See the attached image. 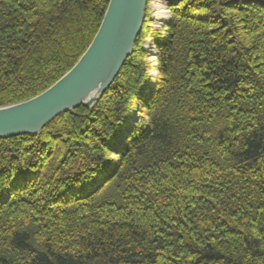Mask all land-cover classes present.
I'll list each match as a JSON object with an SVG mask.
<instances>
[{
	"label": "trees",
	"instance_id": "16d2710c",
	"mask_svg": "<svg viewBox=\"0 0 264 264\" xmlns=\"http://www.w3.org/2000/svg\"><path fill=\"white\" fill-rule=\"evenodd\" d=\"M108 2L0 0V107L65 75ZM167 4L94 106L0 139V264H264V0Z\"/></svg>",
	"mask_w": 264,
	"mask_h": 264
},
{
	"label": "water",
	"instance_id": "95a60500",
	"mask_svg": "<svg viewBox=\"0 0 264 264\" xmlns=\"http://www.w3.org/2000/svg\"><path fill=\"white\" fill-rule=\"evenodd\" d=\"M148 0H109L90 45L65 75L41 94L0 107V139L38 135L55 117L91 108L132 54Z\"/></svg>",
	"mask_w": 264,
	"mask_h": 264
},
{
	"label": "rangeland",
	"instance_id": "374dc122",
	"mask_svg": "<svg viewBox=\"0 0 264 264\" xmlns=\"http://www.w3.org/2000/svg\"><path fill=\"white\" fill-rule=\"evenodd\" d=\"M152 1L153 0H149L148 2L149 3H147V5H146V10H145V20H144V23H145V21H147L148 20V23H147V26L150 28V29H152L153 31L154 30H156V31H159V30H161V27L159 26V21H157V22H154L153 21V19H152V17L150 18V13H151V4H152ZM160 3H163L162 4V7L164 8V11H165V17H164V19H170V12H169V9H168V6H165V0H160ZM161 5V4H160ZM162 9V8H161ZM163 10V9H162ZM164 19H163V22H164ZM144 23H143V25H144ZM141 47H142V50L145 52V54L147 55V57H148V61L149 62H151V61H153V54H154V51H155V49H154V45H152L150 42H149V40L148 39H146V40H144L143 42H142V45H141ZM151 75L152 76H155V74L154 73H151ZM41 94V93H40Z\"/></svg>",
	"mask_w": 264,
	"mask_h": 264
},
{
	"label": "bare ground",
	"instance_id": "6f19581e",
	"mask_svg": "<svg viewBox=\"0 0 264 264\" xmlns=\"http://www.w3.org/2000/svg\"><path fill=\"white\" fill-rule=\"evenodd\" d=\"M149 1V0H148ZM147 3H149V2H147ZM161 4V5H160ZM162 4L163 3H160V0H153L152 1V4H151V13H150V18L152 17V19H153V21L154 22H157V21H159V26L161 27L165 22H167V21H169V19L167 18V19H164V17H165V11H164V8L162 7ZM165 6H168V4L166 5V3H165ZM163 10H162V9ZM163 19H164V22H163ZM152 45H153V43L151 42V41H149ZM154 49H155V47H154ZM87 50V49H86ZM154 54H155V51H154ZM154 54H153V56H154ZM79 60V59H78ZM78 62V61H77ZM76 62V63H77ZM76 63H75V65H76ZM74 65V66H75ZM107 91V90H106ZM105 91V92H106ZM104 92V93H105Z\"/></svg>",
	"mask_w": 264,
	"mask_h": 264
}]
</instances>
